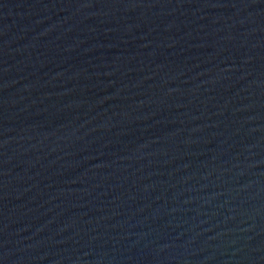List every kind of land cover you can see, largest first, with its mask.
<instances>
[{"label": "water", "instance_id": "1", "mask_svg": "<svg viewBox=\"0 0 264 264\" xmlns=\"http://www.w3.org/2000/svg\"><path fill=\"white\" fill-rule=\"evenodd\" d=\"M0 264H264V0H0Z\"/></svg>", "mask_w": 264, "mask_h": 264}]
</instances>
